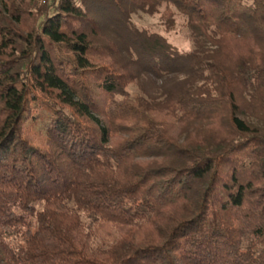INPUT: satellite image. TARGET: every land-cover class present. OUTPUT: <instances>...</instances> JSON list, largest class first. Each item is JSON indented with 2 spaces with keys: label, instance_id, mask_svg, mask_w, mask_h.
<instances>
[{
  "label": "trees",
  "instance_id": "trees-1",
  "mask_svg": "<svg viewBox=\"0 0 264 264\" xmlns=\"http://www.w3.org/2000/svg\"><path fill=\"white\" fill-rule=\"evenodd\" d=\"M0 264H264V0H0Z\"/></svg>",
  "mask_w": 264,
  "mask_h": 264
},
{
  "label": "rangeland",
  "instance_id": "rangeland-1",
  "mask_svg": "<svg viewBox=\"0 0 264 264\" xmlns=\"http://www.w3.org/2000/svg\"><path fill=\"white\" fill-rule=\"evenodd\" d=\"M164 10L165 6H162L159 12L154 14L138 11L131 15V21L138 29L156 32L165 36L169 42L182 51L192 50L194 44L185 24V17L176 14V23L172 29H169L167 28L166 20L162 16ZM129 90L134 93L136 91L135 85H130ZM249 113H251V111H249Z\"/></svg>",
  "mask_w": 264,
  "mask_h": 264
}]
</instances>
